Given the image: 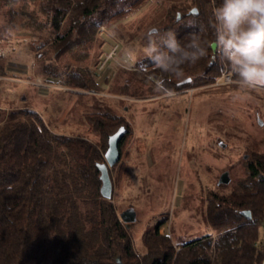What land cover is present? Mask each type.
<instances>
[{
  "label": "trees",
  "instance_id": "obj_1",
  "mask_svg": "<svg viewBox=\"0 0 264 264\" xmlns=\"http://www.w3.org/2000/svg\"><path fill=\"white\" fill-rule=\"evenodd\" d=\"M148 1L0 0V7L7 8L12 34L48 33L44 47L53 49L56 58L69 55L83 63L100 34L117 30ZM187 1L190 7L176 15L172 10L161 32L174 31L182 45L192 33H199L202 42L213 40L209 22L221 0ZM138 67L142 81L163 80L167 92L213 85L225 68L211 48L195 64L183 65L179 79L148 58ZM98 68L99 63L95 71L69 63L61 70L40 58L46 76L83 90H102ZM5 73L0 65V75ZM189 78L190 83L180 85ZM86 122L90 132L101 137L100 144L55 133L36 111L19 109L5 115L0 107V264H264V152L244 158V179L230 193H206L204 221L211 233L176 241L162 232L165 221H159L143 235L147 252L138 254L113 197L108 200L101 194L97 167L106 162L109 137L126 124L108 110L87 115ZM126 128L120 161L109 170L113 193L112 173L131 134ZM247 210L251 219L242 215Z\"/></svg>",
  "mask_w": 264,
  "mask_h": 264
},
{
  "label": "rangeland",
  "instance_id": "obj_2",
  "mask_svg": "<svg viewBox=\"0 0 264 264\" xmlns=\"http://www.w3.org/2000/svg\"><path fill=\"white\" fill-rule=\"evenodd\" d=\"M188 7L187 0L148 1L117 30L100 34L83 63L69 55L56 58L53 49L44 47L48 33L12 34L7 8L0 7V65L6 68L0 75V107L5 115L36 111L55 133L96 144L101 137L90 132L87 115L108 110L130 127L122 161L112 173L113 201L120 215L128 209L137 212L127 231L138 254L147 252L143 235L159 221H165L162 232L176 241L211 233L204 221L206 193H230L244 179V158L264 152V89L233 82L168 94L140 79L145 34L164 27L172 10L176 15ZM40 58L61 70L73 63L95 71L99 63L102 90L58 83L40 70ZM226 173L231 181L221 184Z\"/></svg>",
  "mask_w": 264,
  "mask_h": 264
},
{
  "label": "clouds",
  "instance_id": "obj_3",
  "mask_svg": "<svg viewBox=\"0 0 264 264\" xmlns=\"http://www.w3.org/2000/svg\"><path fill=\"white\" fill-rule=\"evenodd\" d=\"M209 23L213 40L202 42L199 33H192L183 45L174 31L149 29L144 37L146 58L160 71L179 79L184 76L183 65L195 64L208 56L211 48L226 66L221 81L235 82L245 89H264V0H221ZM199 31H205L202 25ZM164 85L165 81H157V90L167 92Z\"/></svg>",
  "mask_w": 264,
  "mask_h": 264
},
{
  "label": "water",
  "instance_id": "obj_4",
  "mask_svg": "<svg viewBox=\"0 0 264 264\" xmlns=\"http://www.w3.org/2000/svg\"><path fill=\"white\" fill-rule=\"evenodd\" d=\"M198 11L197 9H193L192 13L196 14ZM213 50V49H212ZM214 53V50H213ZM192 81L191 78L183 81L180 83V85H185L187 83H190ZM128 130L126 126H121L117 132H115L113 135L109 137L108 141V149L105 153V163H99L97 165L101 176L100 179L102 181V187H101V194L105 199H112L113 197V184L110 177L109 170L114 167L121 158V153L119 150V144L122 141V139L127 134ZM223 146V145H222ZM225 147V145L223 146ZM247 158V157H246ZM228 173L222 176L221 178V184H229L231 179L228 178ZM242 215L245 216L248 219L252 218L251 211H243ZM121 220L125 223L126 228L130 229L131 225L137 221V212L134 209H128L121 213L120 215ZM119 262L120 259H118Z\"/></svg>",
  "mask_w": 264,
  "mask_h": 264
},
{
  "label": "built area",
  "instance_id": "obj_5",
  "mask_svg": "<svg viewBox=\"0 0 264 264\" xmlns=\"http://www.w3.org/2000/svg\"><path fill=\"white\" fill-rule=\"evenodd\" d=\"M113 54H114V52H113ZM113 54H111L110 57H109L107 60L111 59V58L113 57ZM107 60H106V61H107ZM106 61H105L104 65L107 64ZM104 65H103V66H104ZM103 66H102V67H103ZM224 84H226V83H224L223 81H221V80H220V77H219L218 80H217V82H216V85H219V86H220V85H224Z\"/></svg>",
  "mask_w": 264,
  "mask_h": 264
}]
</instances>
